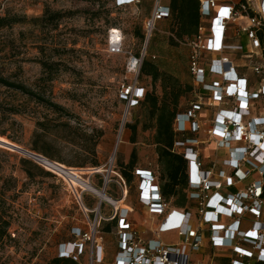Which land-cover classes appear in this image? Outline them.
Returning a JSON list of instances; mask_svg holds the SVG:
<instances>
[{
	"label": "rangeland",
	"instance_id": "1",
	"mask_svg": "<svg viewBox=\"0 0 264 264\" xmlns=\"http://www.w3.org/2000/svg\"><path fill=\"white\" fill-rule=\"evenodd\" d=\"M152 1L140 0L136 6L115 9V0H0V16L22 20L0 30V78L9 84L23 86L32 94L0 85V133L5 134L0 138L30 151L31 136L41 125V132L54 146L58 164L63 163L66 168L73 166L70 167L91 185L100 180L91 173V166L74 167L79 166L78 159L90 158L91 149L103 168L100 177L109 173L111 178H116L110 166L113 165V172H117L116 160L128 161L132 151L136 153V168L158 173L154 128L145 129L149 126L146 108L127 110L125 101L120 99L121 84L131 82L124 71L125 59L107 56L105 52L108 30L118 28L122 30L126 50L139 54L145 48L148 60L159 71L191 88L192 91H186L180 99L178 113L185 111L198 95L201 98L200 130L192 137L202 142L199 150L208 165L216 152L207 131L220 107H209L208 94L194 91L187 47L182 44L183 40H175L173 46L169 44L170 20L157 24L146 46L134 36L135 31H142ZM55 13L60 14L57 22L51 18ZM41 18L40 22L36 21ZM138 84L146 92L154 91L161 96L158 82L154 86L148 77L141 76ZM201 114L206 120H201ZM135 123L137 130L132 144L131 132L124 124ZM0 153V204L9 216L12 238L0 246V264H45L57 256L61 243L72 239V228L87 229L92 215H85L75 198L80 192L86 202L93 204L98 198L57 179L39 167L32 157L3 147ZM21 159L50 175L38 176L39 172H35L36 176L28 177ZM137 186L135 179L126 202L115 205L132 211L128 220L136 224L143 235L153 230L160 219L150 216L138 202V194L134 192ZM111 194L119 197L118 189L112 187ZM99 198L105 200L102 193ZM109 214L108 209L102 211L103 216ZM161 237L167 245L175 246L179 242L175 231L162 233ZM106 238L112 239L109 235ZM214 253L216 256H211L206 264H229L225 252L215 250ZM196 258V254L192 255L193 260ZM81 262H86V256Z\"/></svg>",
	"mask_w": 264,
	"mask_h": 264
},
{
	"label": "built area",
	"instance_id": "2",
	"mask_svg": "<svg viewBox=\"0 0 264 264\" xmlns=\"http://www.w3.org/2000/svg\"><path fill=\"white\" fill-rule=\"evenodd\" d=\"M198 2L200 23L197 33L182 44L188 49L194 91L207 93V105L220 108L207 131L208 140L213 142L216 152L208 165L199 150L202 142L192 137L200 130L198 113L202 104L199 95L174 119V132L191 136L174 143L175 151L182 154L188 165L186 201L191 206L172 207L160 193L158 173L150 169L135 170L138 202L150 216L160 219L151 230L156 238L145 239L136 224L128 220L130 209H119L110 216L102 215L101 206L114 208L111 202L117 201L106 194L109 184L116 185L120 199L128 196L127 184L117 172H113L112 165L110 172L116 178H111L109 173L106 177L101 175V189L88 182L111 202L98 199L96 207L89 210L84 206L83 192H80L75 201L85 215L90 214L92 218L86 230L72 228V239L59 245L57 257L83 264L81 259L86 256L84 264H105L101 227L116 219L115 227L110 225V228H117L116 251L106 264H203L199 254L206 242L214 250L225 252L229 264L264 262V109L257 116L252 115L255 102L264 97V85L251 91L247 78L238 73L225 56L236 53L243 59L252 60L257 56L256 52L264 49V0ZM139 3L140 0H115L114 8ZM170 16L167 0L152 1L151 11L142 26L145 46L157 24L169 20ZM242 35L249 48L233 43ZM123 41L122 30L110 28L105 52L107 56H123L125 59L124 71L131 77V82L121 84L119 95L128 110L144 100L146 91L138 84V76L142 62L148 56L145 48L139 54L126 50ZM249 64L252 72L264 80V68L252 62ZM32 159L57 179L86 191L72 181H83L76 169L64 168L40 154H33ZM100 170L103 168L92 169L91 173L100 175ZM248 181L242 188L237 187ZM194 218H197L196 224ZM244 222L248 223L247 227H243ZM170 231H175L179 238L175 246L160 240L162 233ZM194 254L198 257L193 260Z\"/></svg>",
	"mask_w": 264,
	"mask_h": 264
},
{
	"label": "trees",
	"instance_id": "3",
	"mask_svg": "<svg viewBox=\"0 0 264 264\" xmlns=\"http://www.w3.org/2000/svg\"><path fill=\"white\" fill-rule=\"evenodd\" d=\"M168 4L170 7V22H169V44L171 46L175 45V40H183L185 41L188 38H191L197 33V29L200 23V14H199V2L198 0H168ZM150 13V12H149ZM51 16L52 21H59L60 14L55 13ZM149 15V14H148ZM43 18L37 19V22H40ZM22 20L18 19H9L7 16H0V30L10 27L13 24L21 23ZM134 36L141 39L144 42L143 32L137 30L134 32ZM262 40L263 37L260 36ZM148 77L151 80V83L155 86L158 82L159 87L161 89V96L157 95L154 91L146 92L144 100L140 103L139 106L132 108L136 109L141 106L146 108L147 121L149 122V126H146L145 129L154 128V144H155V152H156V164L158 165V181L160 185V193L165 199L166 202H169L172 207L175 208H185L187 205L186 201V185H187V162L184 160L182 154L177 153L174 149V143L176 141H181L186 138H190L191 136L187 134H178L174 132L173 123L176 114L178 113V106L180 99L184 96L186 91H192L190 87L182 86L180 81L173 77L172 75L161 72L157 68L155 64L145 58L142 62L140 74L138 79L141 77ZM0 85L13 87L17 90L22 91L25 94H30L23 86H15L13 84H9L5 80L0 78ZM54 109H57L56 106H53ZM41 125L37 126V129L33 132L30 142H29V150L40 154L49 160H52L58 163L57 156L54 152V146L52 142L47 141L45 134L41 132ZM124 127L130 130L131 138L130 142L132 144L135 143V136L137 130V124H124ZM0 136H5V134L0 133ZM11 142V138L7 137ZM90 158L84 157L78 159L79 168H84L88 165L91 166L92 169L100 168L95 154L93 150H90ZM80 157H82L80 155ZM118 165H115V169L117 173L122 177L125 183L128 186V196L130 194L131 185L134 183L136 176L135 170L136 168V153L134 151L131 152L128 161H120ZM21 165L25 168L24 172L28 177L36 176L35 172H39V175L43 173L50 175L46 172H42L39 170L37 166H34L30 161L21 159ZM61 163V162H59ZM63 164V163H61ZM65 165V164H63ZM71 166V165H70ZM68 168H71V167ZM102 167V166H101ZM74 169V168H72ZM2 170V155L0 153V174ZM99 177V183L93 184L96 188L102 187V179L99 175H95ZM264 181V174H263ZM116 187L114 184H109L106 189V194L114 199L119 200L121 198L120 191L119 197L111 194V188ZM135 194L137 193V188L134 190ZM0 196H2L0 192ZM264 196V194H263ZM1 199V198H0ZM95 200V199H94ZM1 202V201H0ZM91 203V202H90ZM86 202L83 197L84 206L92 210L97 205V201L95 203ZM191 206V204L189 205ZM102 207V206H101ZM116 219L110 224L114 225ZM109 224H102L101 231L109 232L110 231ZM9 216L2 208L0 204V246L6 242L11 241V235L9 234ZM45 264H81L75 262L71 259L59 258L57 256L51 258ZM254 264H264V262H256Z\"/></svg>",
	"mask_w": 264,
	"mask_h": 264
},
{
	"label": "crops",
	"instance_id": "4",
	"mask_svg": "<svg viewBox=\"0 0 264 264\" xmlns=\"http://www.w3.org/2000/svg\"><path fill=\"white\" fill-rule=\"evenodd\" d=\"M164 22H168V20H166ZM233 43L241 44V45L249 48L248 41H247L246 37L243 35L240 36V38L237 39L236 41H234ZM256 54H257V56L255 58H253L252 60H246V59L242 60L243 58H241L240 55L236 54V53H234V54L228 53L225 55L233 63V65L236 68V71L238 73L244 75L247 78L251 91L258 90L264 85V80H261L260 76H256L252 72V68L249 64L250 62H252L255 65H261L264 68V49L256 52ZM263 109H264V97H262L259 101L255 102L254 107L252 109V115L257 116L259 114V112H261ZM200 118H201V120H206V116L204 114H201ZM252 180H253V177H251L249 179L250 182ZM249 181L246 182L245 184L239 185L237 187L242 188L243 186L248 184ZM136 195H137V193H136ZM117 202H118V204L121 205L123 202H126V198H122L120 200H117ZM120 205H117V206L115 205L114 208L109 207L107 205H104L101 208V212L102 211L104 212L106 209H108V212L110 213L108 216L116 214L119 211ZM144 209H146V208H144ZM247 226H248V223L244 222L243 227H247ZM116 229L117 228H115V229L111 228L109 232H103V236H104L103 237V247H104V255H105V264L112 259L113 255L116 251V246H117ZM107 235L111 236L112 239L109 240L108 238H106ZM143 237L145 239H155L156 238L153 235V233H151V230L149 232H143ZM160 240L163 241L161 235H160ZM110 250H113V252ZM202 251H204L207 254L206 255V254H203L201 252L203 254L202 255L203 264H206L208 262V260H210L211 256H216L214 253L215 250L209 244H205Z\"/></svg>",
	"mask_w": 264,
	"mask_h": 264
},
{
	"label": "bare ground",
	"instance_id": "5",
	"mask_svg": "<svg viewBox=\"0 0 264 264\" xmlns=\"http://www.w3.org/2000/svg\"><path fill=\"white\" fill-rule=\"evenodd\" d=\"M3 137H1L0 138V142H2V143H0V147H3V148H6V149H9V150H12V151H16V152H19V153H21V154H23L21 151H19V150H15V149H13L12 147H9L8 145H10V146H15V147H19V146H16V145H14V144H12V143H10L9 141H6L5 139H2ZM4 144H8V145H4ZM24 155H26V156H29V157H33V155L32 154H24ZM56 163V162H55ZM58 164V163H57ZM58 165H61L62 167H64V168H66L64 165H62V164H58ZM72 170V169H71ZM74 170V169H73ZM73 174H75V173H73ZM76 174H78V173H76ZM72 179V178H71ZM73 181V183L75 184V185H77V186H79L80 188H82L83 190H86V191H88V192H90V193H92V194H94L98 199H100L99 197H100V194L102 193L100 190H97V189H95V188H93L92 186H90L89 184H88V182H86V181H75V180H72ZM102 195H103V193H102ZM104 196V195H103ZM104 198H105V201H110L109 199H107L105 196H104ZM100 200H102V199H100ZM104 201V200H103ZM111 202V201H110ZM112 204H116V203H118L117 201H114V202H111Z\"/></svg>",
	"mask_w": 264,
	"mask_h": 264
},
{
	"label": "water",
	"instance_id": "6",
	"mask_svg": "<svg viewBox=\"0 0 264 264\" xmlns=\"http://www.w3.org/2000/svg\"><path fill=\"white\" fill-rule=\"evenodd\" d=\"M0 143H2V142H0ZM4 145H8V144H4ZM9 147H12L13 149H15V150H19V151H21L23 154H35V153H33V152H30V151H27V150H23V149H21L20 147H15V146H10V145H8Z\"/></svg>",
	"mask_w": 264,
	"mask_h": 264
}]
</instances>
